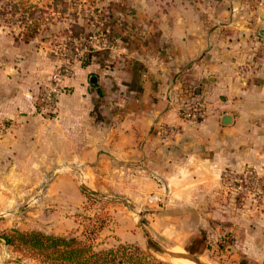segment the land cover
Listing matches in <instances>:
<instances>
[{
  "label": "rangeland",
  "instance_id": "obj_1",
  "mask_svg": "<svg viewBox=\"0 0 264 264\" xmlns=\"http://www.w3.org/2000/svg\"><path fill=\"white\" fill-rule=\"evenodd\" d=\"M114 1L0 0V236L37 230L96 250L135 244L161 264H172L170 254L199 264H240L233 256L254 263L243 249L247 233L264 231V170H226L216 183L183 190L130 171L109 173L102 187L89 183L94 163L83 153L97 114L89 77L113 67L103 60L116 45ZM86 67L88 78L73 86ZM55 84L58 93L46 100ZM183 192L186 202L168 199ZM0 264L38 262L0 241Z\"/></svg>",
  "mask_w": 264,
  "mask_h": 264
},
{
  "label": "crops",
  "instance_id": "obj_2",
  "mask_svg": "<svg viewBox=\"0 0 264 264\" xmlns=\"http://www.w3.org/2000/svg\"><path fill=\"white\" fill-rule=\"evenodd\" d=\"M114 2L117 41L103 60L113 67L102 66L89 91L97 113L83 153L94 163L89 183L102 187L109 173L130 171L183 190L216 183L226 170H264V0ZM82 74L88 67L73 86ZM196 100L202 119H181L180 107ZM176 197L191 198L168 195ZM263 232L245 236L254 263L264 264Z\"/></svg>",
  "mask_w": 264,
  "mask_h": 264
},
{
  "label": "trees",
  "instance_id": "obj_3",
  "mask_svg": "<svg viewBox=\"0 0 264 264\" xmlns=\"http://www.w3.org/2000/svg\"><path fill=\"white\" fill-rule=\"evenodd\" d=\"M28 11L29 8L25 13ZM26 31V38H33L32 28L27 26ZM89 83L97 87V77H89ZM191 95H196L195 89H191ZM85 194L93 197V193ZM0 241L38 264H161L135 244H119L111 249L96 250L89 242L76 237L49 235L37 230H11L1 234Z\"/></svg>",
  "mask_w": 264,
  "mask_h": 264
},
{
  "label": "built area",
  "instance_id": "obj_4",
  "mask_svg": "<svg viewBox=\"0 0 264 264\" xmlns=\"http://www.w3.org/2000/svg\"><path fill=\"white\" fill-rule=\"evenodd\" d=\"M117 41V39H115V42ZM58 78L57 75L54 76V79ZM60 78L57 79L56 81H60ZM63 78V77H62ZM59 88H58V84H55L52 86V89L50 92H47L44 96L46 100H49L51 94H56L58 93ZM190 94H191V90H187ZM179 114H180V118L183 120H188V121H193L196 122L200 119H202L204 112H203V108L201 106V103L196 100L190 104H186V105H182L180 107L179 110Z\"/></svg>",
  "mask_w": 264,
  "mask_h": 264
},
{
  "label": "water",
  "instance_id": "obj_5",
  "mask_svg": "<svg viewBox=\"0 0 264 264\" xmlns=\"http://www.w3.org/2000/svg\"><path fill=\"white\" fill-rule=\"evenodd\" d=\"M260 36H264V32L261 31L260 32ZM231 118L229 116H223L222 119H221V123L222 125L224 126H227V125H230L231 124ZM90 193H93L90 191ZM170 257L172 258H176V259H186V260H189V261H192L196 264H199L198 260H196L195 258H192V257H189V256H186V255H183V254H170Z\"/></svg>",
  "mask_w": 264,
  "mask_h": 264
},
{
  "label": "bare ground",
  "instance_id": "obj_6",
  "mask_svg": "<svg viewBox=\"0 0 264 264\" xmlns=\"http://www.w3.org/2000/svg\"><path fill=\"white\" fill-rule=\"evenodd\" d=\"M171 262H172V264H187V263H189V264H191V263H193V262H191V261H188V260H182V259H171L170 260ZM185 262H187V263H185ZM194 264V263H193Z\"/></svg>",
  "mask_w": 264,
  "mask_h": 264
}]
</instances>
